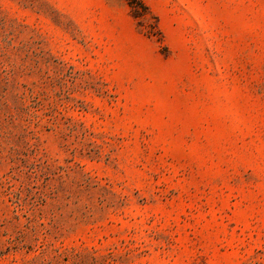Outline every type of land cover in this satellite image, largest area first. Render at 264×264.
Listing matches in <instances>:
<instances>
[{
    "label": "rangeland",
    "instance_id": "rangeland-1",
    "mask_svg": "<svg viewBox=\"0 0 264 264\" xmlns=\"http://www.w3.org/2000/svg\"><path fill=\"white\" fill-rule=\"evenodd\" d=\"M0 264H264V0H0Z\"/></svg>",
    "mask_w": 264,
    "mask_h": 264
}]
</instances>
